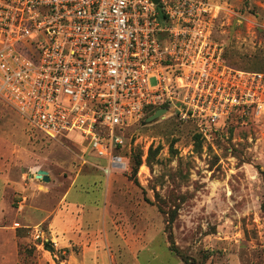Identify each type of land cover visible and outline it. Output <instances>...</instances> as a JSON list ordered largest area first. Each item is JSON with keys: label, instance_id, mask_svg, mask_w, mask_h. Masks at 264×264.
Instances as JSON below:
<instances>
[{"label": "rangeland", "instance_id": "obj_1", "mask_svg": "<svg viewBox=\"0 0 264 264\" xmlns=\"http://www.w3.org/2000/svg\"><path fill=\"white\" fill-rule=\"evenodd\" d=\"M211 1L221 8L214 34L230 63L264 72V0ZM145 118L118 133L122 147L115 154L126 166L107 175L105 159L46 138L0 101V176L22 185L27 198L44 194L52 204L71 188L60 215L76 220L82 212L89 226L102 225L108 190L110 264H264V119L230 123L204 143L175 117L146 125ZM38 170L50 172V182L37 179ZM13 194H2L1 225L18 229L17 264L66 259L53 256L46 223L15 226L26 217Z\"/></svg>", "mask_w": 264, "mask_h": 264}, {"label": "built area", "instance_id": "obj_2", "mask_svg": "<svg viewBox=\"0 0 264 264\" xmlns=\"http://www.w3.org/2000/svg\"><path fill=\"white\" fill-rule=\"evenodd\" d=\"M220 12L211 0H0V101L105 159L107 175L126 166L116 132L157 109L211 143L264 119V72L227 64Z\"/></svg>", "mask_w": 264, "mask_h": 264}, {"label": "crops", "instance_id": "obj_3", "mask_svg": "<svg viewBox=\"0 0 264 264\" xmlns=\"http://www.w3.org/2000/svg\"><path fill=\"white\" fill-rule=\"evenodd\" d=\"M46 172L49 178H52V174L48 171ZM0 187V264H17L18 262V229L1 225L4 211L7 210V201L2 194L7 189H10L14 193L13 195L17 197L18 210L22 209V214L26 217L22 218L19 224L14 223L15 226L20 227L21 224L24 225L25 222L30 220L41 224L46 223V237L51 241H55L54 249L57 253H54L53 256L57 257L59 255L66 258L61 259L59 264H110L112 262L113 258L107 249L110 243L105 230V218L108 217L110 206L109 203L107 204L108 190L106 191L105 189L104 200L106 205L102 214V225L89 226L82 224V212L78 214L77 221L74 220L73 216L60 215L61 208L68 203V195L71 188H67L64 196L52 204L48 202V198H45L44 194L31 193V199L20 194L25 188L5 175L0 176ZM25 201H28V203L23 205ZM71 201V205L77 203L76 200L72 199ZM30 216L31 218H29ZM101 233L102 237H100ZM72 248H76V250ZM65 254L67 255L65 256Z\"/></svg>", "mask_w": 264, "mask_h": 264}, {"label": "water", "instance_id": "obj_4", "mask_svg": "<svg viewBox=\"0 0 264 264\" xmlns=\"http://www.w3.org/2000/svg\"><path fill=\"white\" fill-rule=\"evenodd\" d=\"M156 1V0H153ZM172 116V114L166 109H157L151 115L145 118L144 124H152L157 121H161L164 119H168ZM36 178L41 180L42 182L48 183L50 182V178L48 173L44 170H38L36 172Z\"/></svg>", "mask_w": 264, "mask_h": 264}, {"label": "trees", "instance_id": "obj_5", "mask_svg": "<svg viewBox=\"0 0 264 264\" xmlns=\"http://www.w3.org/2000/svg\"><path fill=\"white\" fill-rule=\"evenodd\" d=\"M225 59H226V62H227V64L229 65V66H231V67H233V68H236V69H239V68H237L236 66H234L232 63H230V61H229V59H228V56H227V49H226V51H225ZM151 114V112L149 113V114H147V115H150ZM121 131V130H120ZM120 131H117L116 133H117V135H118V133L120 132ZM194 138L196 139V140H199V136H197V135H194ZM45 247L46 248H48L49 249V251L50 252H52V246H51V244L49 245V244H45ZM173 250V249H172ZM63 259V258H62Z\"/></svg>", "mask_w": 264, "mask_h": 264}]
</instances>
